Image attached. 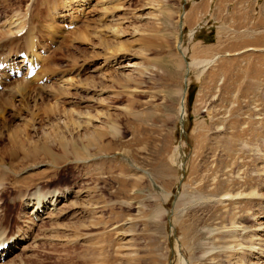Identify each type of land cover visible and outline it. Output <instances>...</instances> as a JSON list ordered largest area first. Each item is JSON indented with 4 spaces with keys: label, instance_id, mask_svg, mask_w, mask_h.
<instances>
[{
    "label": "rangeland",
    "instance_id": "1",
    "mask_svg": "<svg viewBox=\"0 0 264 264\" xmlns=\"http://www.w3.org/2000/svg\"><path fill=\"white\" fill-rule=\"evenodd\" d=\"M21 23L38 37L33 69L31 50L6 47ZM2 43L1 107L28 84L12 121L36 127L22 171L0 142V240L23 241L2 263L264 262V0H0ZM171 89L186 92L182 120ZM142 127L137 143L128 131ZM37 188L71 193L37 217L19 197Z\"/></svg>",
    "mask_w": 264,
    "mask_h": 264
},
{
    "label": "bare ground",
    "instance_id": "2",
    "mask_svg": "<svg viewBox=\"0 0 264 264\" xmlns=\"http://www.w3.org/2000/svg\"><path fill=\"white\" fill-rule=\"evenodd\" d=\"M21 17V16H20ZM22 25V26H21ZM11 26V25H10ZM15 26V25H14ZM24 23H21L20 24V32L19 33H21V32H23L25 29H26V27L24 28ZM29 27H30V25L27 27L28 29L26 30V32L23 34V36L22 37H20V38H22V39H25L24 41H23V43H21V45H19V43H18V45H16L17 44V42H19V40L18 39H20V38H18V34H16V35H14V36H16V38H14V39H9L8 41H6L7 42V48H8V46L10 47V46H14V48L15 47H20V51H21V48H22V50L23 51H25V54H26V57H27V55H28V51L29 50H31L32 51V56H34V59H33V61L32 60H30L29 59V57L26 59V61H28L29 63H30V66L32 67L34 64H35V62L36 61H38V59L36 58V56H35V53H36V50H35V43H36V40H35V38L37 37L36 36V34H34V32H35V29L33 30V37H32V32L31 31H29ZM35 27V26H34ZM23 28H24V30H23ZM36 28V27H35ZM51 28H52V26H51ZM56 29V28H55ZM19 30V29H18ZM22 30V31H21ZM7 32V31H6ZM6 32H1V37L2 38H4L8 33H6ZM17 33V32H16ZM50 34V33H49ZM193 34H194V31H192V35L191 36H193ZM10 35H12V34H10ZM9 36V35H8ZM12 38V37H11ZM38 38V37H37ZM22 39H20V42H22L21 40ZM82 39V38H81ZM38 40V39H37ZM80 40V39H79ZM35 42V43H34ZM4 43H5V41H4ZM4 43H2L1 45H0V50H3V49H5L4 47ZM9 43V44H8ZM257 43H259V42H257ZM22 44H24V46H26V48L23 46L22 47ZM218 44L220 45V47H221V45H222V42H221V38L219 39V41H218ZM38 46V45H37ZM13 48V47H12ZM11 48V49H12ZM25 48V49H24ZM23 51H22V53H23ZM31 51H29L30 53H31ZM2 52V51H1ZM29 56V55H28ZM3 57H6L5 55L4 56H2L1 54H0V59L1 58H3ZM180 58V57H179ZM178 57H172V60H173V64L175 65V67H176V69H177V71L178 72H180V70H183L184 68H186V65H185V63H184V60H182V59H179ZM7 59V58H6ZM218 59V57L217 58H215V60H217ZM3 59H1V61H2ZM214 60V61H215ZM8 61V60H7ZM32 61V62H31ZM213 60L212 61H208V60H202V62H194L193 63V65H200V64H205L207 67H209L210 65L212 66L215 62H214ZM28 62H27V64H28ZM39 62V61H38ZM214 62V63H213ZM1 64V63H0ZM205 66V67H206ZM11 69V68H10ZM13 69V68H12ZM32 69H33V67H32ZM13 71V70H12ZM32 72H34V71H32ZM15 74V73H14ZM13 74V75H14ZM33 74V73H32ZM32 74H31V78L32 79H34V80H36L35 78H34V75L32 76ZM165 74V73H164ZM16 75H17V73H16ZM9 76V75H8ZM10 76H11V74H10ZM10 76H9V78H10ZM15 76V75H14ZM37 76V75H36ZM258 76H260V75H258ZM1 77V76H0ZM160 78H162V79H164V80H166L167 81V79L165 78V75H163V76H159V80H160ZM158 81V80H157ZM17 85V84H16ZM86 85H88V86H92V85H94L93 84V82H91V81H88V83L86 84ZM170 89V88H169ZM28 90V84H26V83H18V85H17V87H16V92H17V94L18 95H20L21 96V98H20V101H19V103L18 104H20V105H16L14 102H8L6 105L8 106V107H4V108H2L1 106L3 105V101L4 100H9V99H5L4 97H0V130H2V131H0V142H6V141H8V143L10 144V148H11V151H13L14 149H19L20 151H21V153H20V157H19V155H17V154H19V153H17L16 154V156L14 155V154H11L10 156H11V160H9V161H12V165H13V167L14 168H20L21 169V171H22V169H25L27 166H29L30 164H29V162H30V157H32V156H28V155H30V153L33 151V147H35V144H33V143H31V142H29V136H28V134L26 135V130H28V128L30 129L31 127H32V125L35 127V124H33V121H35L33 118H32V122H30V121H26V120H23V122L25 123V125L24 124H15L14 125V121H12V118L14 117V118H16L17 116H18V112H22V110L23 111H28L29 110V108H30V101L32 100V98H33V96L32 95H30V93L27 91ZM171 90H173L174 92H175V95L176 96H178L179 98H180V100H181V103H180V107H179V116H180V119L182 120V118H184L185 117V115H186V92L185 91H182V90H175V89H171ZM12 94V93H11ZM16 94V93H15ZM42 98V101L44 102L45 100H43V97H41ZM41 100V99H40ZM36 101V100H35ZM55 107L54 108H57V110L59 109V107H58V105L57 104H55L54 105ZM51 111H53V109L51 108ZM8 112H11V115L9 114L8 115ZM56 114V113H55ZM47 115V118H41V119H39V125H40V123H44V122H46V121H51L52 120V117L50 116V114L49 113H47L46 114ZM20 116V115H19ZM32 116H33V114H32ZM31 116V117H32ZM168 117V116H167ZM167 117L165 116L164 117V120H166L167 119ZM129 118V117H128ZM30 120V119H29ZM130 122H131V120H129ZM71 122H73V121H71ZM32 123V124H31ZM38 123V122H37ZM36 123V124H37ZM49 123V122H48ZM47 123V124H48ZM50 124V123H49ZM49 124H48V126H49ZM75 124H77V123H75ZM44 126L46 125V124H43ZM47 126V125H46ZM54 126V125H53ZM34 127H32L31 129H35ZM39 127V126H38ZM42 127V126H41ZM56 126H54L53 128V130H51L50 131V133L47 135V137H49V138H53L54 137V139H55V141H58V143H60L61 145H63V141L64 140H62L63 138H66V137H64V134L61 132V131H58L59 129L58 128H55ZM58 127V126H57ZM127 127H125V129H126ZM3 130H6L5 132H7L6 134L3 132ZM142 130H143V127H142ZM148 130V129H147ZM126 131H128V130H126ZM130 134H132V135H134V137L132 138L133 139V141H135V142H139V138H138V135L140 136V135H142L141 133H144L145 134V130H143V131H141L140 129H138V134H137V132H136V134H134V130L133 129H131V131H128ZM146 133H148V132H146ZM96 135V134H95ZM94 135V136H95ZM102 136L103 135H96V137L97 138H93V139H95V140H97L98 141V144H97V146L98 147H100L101 145H99L100 143H101V140H102ZM91 137V136H90ZM90 137H87V138H84L83 137V140L85 141V140H87L88 142H91L93 139L92 138H90ZM27 138V139H26ZM101 138V139H100ZM26 139V140H25ZM98 139H100V140H98ZM148 141H149V139H148ZM8 143H6V144H8ZM149 143H150V141H149ZM8 144V145H9ZM92 144V143H91ZM102 144V143H101ZM2 146V145H1ZM5 146V145H4ZM4 146H2L3 147V149H8V147H4ZM39 145H36V147H38ZM126 146H128V145H126ZM2 148H0V150H1ZM13 149V150H12ZM46 152H48V154H46L45 153V151H43L44 152V154L46 155V158H48V159H52L51 157H52V150H49L48 148H43ZM42 149V150H43ZM5 151V150H4ZM41 151V150H40ZM54 151V150H53ZM3 151H1V154L4 156V153L6 152H4V153H2ZM9 152V151H8ZM38 152H39V150H38ZM14 153V152H13ZM33 153V152H32ZM35 153V152H34ZM36 155L37 154H39V153H37V151H36V153H35ZM43 154V153H42ZM2 155H1V157H2ZM25 155H27V157L25 156ZM33 155V154H32ZM35 155V156H36ZM48 155V156H47ZM37 157V156H36ZM38 157H39V155H38ZM41 157H42V155H41ZM6 158V157H5ZM29 158V159H28ZM43 158V157H42ZM42 158H41V160H42ZM7 159V158H6ZM40 159V158H39ZM38 159V160H39ZM5 160V159H4ZM32 160V159H31ZM41 160H40V162H41ZM47 160V159H46ZM53 160H55V161H52L53 163H56V162H58V160L56 159V157H54L53 158ZM0 161H2V160H0ZM45 161V160H44ZM6 162H8V160L6 161ZM35 162V161H34ZM33 162V163H34ZM1 163V162H0ZM2 163H3V161H2ZM37 163H39V162H37ZM5 164V163H4ZM4 164H2L4 167H6V169L8 168V166L7 165H4ZM29 164V165H28ZM59 164H60V161H59ZM36 165V164H35ZM2 167V166H1ZM30 167V166H29ZM3 168V167H2ZM1 169V168H0ZM2 170V169H1ZM15 171H17V170H15ZM17 172H19V171H17ZM10 174V173H9ZM16 174V173H15ZM7 176H8V178L5 176V178L2 180V182H8L7 180L11 177L10 175H8L7 174ZM39 177V176H38ZM12 179V178H11ZM25 180V179H24ZM19 182H21V184H22V182H23V180H21V181H18V183ZM4 184V183H3ZM11 184L9 183L8 184V187H11L10 186ZM27 185V184H26ZM30 185V184H29ZM0 187H1V184H0ZM8 187L6 186V187H4V190H0V210L2 209V198L4 197V195H6L9 191H8ZM10 189V188H9ZM2 193V194H1ZM70 190H66V191H64V192H62V191H60V190H54V191H44L43 189H41V188H37L34 192H28V193H25V194H19V197L21 198H19L21 201H23V203H24V205H25V207H30L31 205H33V213L35 212V213H38V216L37 217H41L40 216V214L42 213V212H44V211H46V210H51V212L52 211H54L56 208H58V205L62 202V201H64L66 198H67V200H68V197L70 196ZM213 195L215 194V193H212ZM226 195H229V193L228 194H226ZM209 197V196H208ZM211 197H216V196H211ZM227 197V196H226ZM185 200V198H182V200H181V202H183ZM22 203V202H21ZM66 205V204H65ZM64 205V206H65ZM69 205V204H68ZM61 209V208H60ZM58 210V209H57ZM88 211V210H87ZM86 211V212H87ZM55 212V211H54ZM57 212V211H56ZM55 212V213H56ZM62 212V211H61ZM47 214V213H46ZM36 216V215H35ZM259 224V223H258ZM258 227H260V228H263L264 227V224H259L258 225ZM0 230H4V229H0ZM260 230V229H259ZM262 230V229H261ZM6 233H5V231H4V234H2L3 235V238L0 240V264H13V263H7L8 261H6L5 263H2V260L3 259H5L6 258V256H8L9 255V253H10V251H7V249H9L10 248V246H11V244H16L17 245V241H19L20 240V236H15V237H12V238H10V239H6V238H4V235H5ZM1 236V235H0ZM20 242H23L22 240H20L18 243H20ZM37 242V241H36ZM256 247V246H255ZM258 250V249H257ZM261 250V249H260ZM258 252V251H257ZM260 252V251H259ZM264 252V251H263ZM257 254V253H256ZM259 255V254H258ZM258 255H256L257 256V258H258ZM262 256V255H261ZM263 257V256H262ZM261 257V258H262ZM264 259V258H263ZM257 261H259V260H257ZM10 262V261H9ZM12 262V261H11ZM250 264H253V263H250ZM254 264H264V262H255Z\"/></svg>",
    "mask_w": 264,
    "mask_h": 264
}]
</instances>
